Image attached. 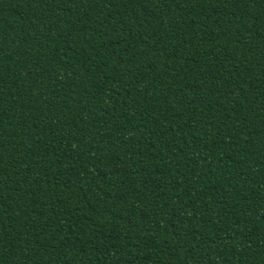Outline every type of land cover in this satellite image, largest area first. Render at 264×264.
Instances as JSON below:
<instances>
[{"label": "trees", "instance_id": "trees-1", "mask_svg": "<svg viewBox=\"0 0 264 264\" xmlns=\"http://www.w3.org/2000/svg\"><path fill=\"white\" fill-rule=\"evenodd\" d=\"M0 264H264V0H0Z\"/></svg>", "mask_w": 264, "mask_h": 264}]
</instances>
